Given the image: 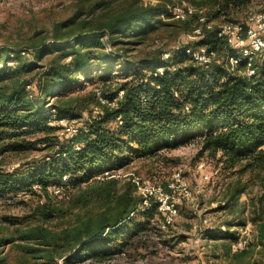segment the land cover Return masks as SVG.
<instances>
[{
    "label": "trees",
    "instance_id": "1",
    "mask_svg": "<svg viewBox=\"0 0 264 264\" xmlns=\"http://www.w3.org/2000/svg\"><path fill=\"white\" fill-rule=\"evenodd\" d=\"M187 1L197 12L177 20L171 3L76 0L70 17L32 43V59L24 51L0 48V198L31 192L45 199L30 214L6 218L14 230L0 233V264L112 259L159 209L156 204L142 210L145 198L133 176L118 172L194 142L200 156L258 180L262 193L253 211L258 234L251 246L264 248V59L257 62L256 75L229 73L225 56L230 47L219 36L221 25L246 23L248 12L264 0ZM171 26L187 35L202 27L203 35L172 50L140 52ZM190 47L216 51L220 61L199 65ZM83 78L96 84L101 96H78L86 88ZM88 111L90 119L75 136L61 135L63 127L56 122ZM7 160L19 165L7 170ZM52 185L63 189L64 199L54 200ZM228 187L229 206L249 183L238 179ZM82 209L87 213L59 230L46 225ZM239 238L230 230L213 235L211 256L248 264L246 249L233 251ZM7 246L15 249L13 255L3 253Z\"/></svg>",
    "mask_w": 264,
    "mask_h": 264
},
{
    "label": "rangeland",
    "instance_id": "2",
    "mask_svg": "<svg viewBox=\"0 0 264 264\" xmlns=\"http://www.w3.org/2000/svg\"><path fill=\"white\" fill-rule=\"evenodd\" d=\"M143 1L151 4L171 3V7L183 4L193 6L187 0ZM75 2L76 0H0V48L9 47L24 51L26 59H32V51H34L32 43L48 36L56 21L70 17L75 12ZM263 9L264 5H255L248 12L246 19ZM155 39H158L156 40L159 41L158 44ZM189 42L187 34L171 26L168 30L155 34L145 46L140 48L142 49L140 52L147 56L158 51L159 47L172 50ZM135 53L137 52L130 54V57L133 58ZM261 60L258 59L257 62ZM82 82L86 88L81 90L78 96L88 97L90 93H100L96 84L86 82L84 78ZM51 102L52 100L49 101ZM91 111L94 115L97 114L94 112L96 108L91 107ZM91 111L84 112L81 118L69 122L66 120L56 122L63 127L61 135L71 137L70 133L73 131L69 132L68 128L76 131L82 129L90 119ZM18 165V161L7 160L3 167L9 170ZM178 172H182L189 184L192 197L178 200L179 215L174 223L163 228V216L158 209L149 224L144 222L146 225L144 231L133 237L126 249L119 251L105 263L95 264H228L227 261L217 260L211 256L209 246L213 235H221L229 230L230 233H236L241 237L240 246L244 247L246 244L244 249L248 251V255L245 262L262 264L264 248L256 249L251 246L257 238V228L253 222L254 200L262 193L257 179L253 178L254 180L250 181L249 174L244 177L241 174H233L213 157L207 154L200 156V145L197 142L164 151L157 159L136 161L130 168L118 173L125 175L136 173L145 185L160 186L163 190L172 193L175 190L172 185L177 187L175 174ZM205 177L209 179L206 180ZM238 179H242L244 184L248 182L249 188L228 206L226 199L228 185ZM62 190L59 186L52 185L49 193L54 200L60 201L61 197L65 198ZM176 196L178 199L179 195ZM44 201L41 194L33 195L31 192L17 197L0 198V233L4 231L5 234H10L14 230L13 226L6 222V218L15 219L30 214L38 203ZM156 204V199H151V206ZM87 211V209L77 210L72 218H67L68 215L63 220H56L46 225L51 229L59 230L72 223L76 215H83ZM14 252L12 246H7L3 250L6 255H13ZM59 264L76 263H67L61 259ZM82 264H91V262L86 261Z\"/></svg>",
    "mask_w": 264,
    "mask_h": 264
},
{
    "label": "built area",
    "instance_id": "3",
    "mask_svg": "<svg viewBox=\"0 0 264 264\" xmlns=\"http://www.w3.org/2000/svg\"><path fill=\"white\" fill-rule=\"evenodd\" d=\"M175 19L186 20L192 16L197 9L190 5H176L171 8ZM202 13V11H201ZM201 22L205 23V17H201ZM207 28L211 29L213 24L207 23ZM203 35V28L199 27L195 31L188 35L189 41H195ZM219 36L224 37L227 41L230 50L226 52L225 61L227 71L233 75H246L248 77L256 75V64L257 60L264 59V10L253 14L246 23L244 24H225L220 26ZM108 50H111L108 47ZM188 53L192 55L193 59L197 64L202 66H208L214 62H219V54L216 51H210L207 47L200 48H189ZM170 54H165V59H168ZM261 58V59H260ZM242 63L246 64V69H240ZM159 72L163 73L164 68H159ZM100 95V93H98ZM121 96L123 93L120 94ZM105 102V101H103ZM115 106L116 102L111 103ZM121 122V118H118ZM70 136H75L78 131L71 128L67 129ZM109 173H106L108 175ZM128 175L133 176V181L138 185L139 194L142 195L144 200V205L142 210L149 208L151 206V199H156L159 211L163 216V228L172 225L175 219L179 215V203L180 199H190L192 197V192L189 184L182 175V172L175 174V180L177 187L172 185L175 189L172 193L163 190L162 187L156 185H145L144 181L133 173ZM206 180L209 177H205ZM60 191V190H57ZM178 194H177V193ZM179 198L177 199V196ZM207 222V219L205 220ZM258 234V233H257ZM240 240L233 245V251L243 250L246 247L240 246ZM239 245V246H238ZM264 264V262L262 263Z\"/></svg>",
    "mask_w": 264,
    "mask_h": 264
}]
</instances>
